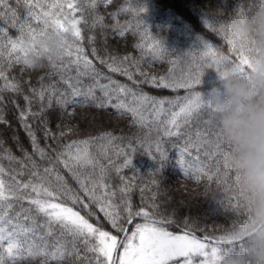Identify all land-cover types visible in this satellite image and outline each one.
<instances>
[{
    "label": "snow or ice",
    "instance_id": "1",
    "mask_svg": "<svg viewBox=\"0 0 264 264\" xmlns=\"http://www.w3.org/2000/svg\"><path fill=\"white\" fill-rule=\"evenodd\" d=\"M102 2L108 4L110 0H102ZM17 3L19 4V0ZM96 4L97 0H92L89 7L95 9ZM0 6L6 9V11H0V20L7 22L11 18L10 26L17 28L20 32V35L13 39L8 35V28L0 26V57H7L8 68L12 67L13 59L16 64L22 63L28 68H35L33 57L39 53L37 41L40 36L52 32L72 37L71 42L69 40L62 42L61 63L50 64L60 76V82L66 87L61 90L55 83L44 85L43 77H41V87L39 89L33 87L30 89L31 96H24L26 107L19 111L18 119L31 141L32 153L24 150L22 145H19L23 153L20 158L14 156L8 149L0 153V159H7L10 163L20 166L6 181L3 178L6 169L3 164H0V213H2L0 215V247L4 243L7 244L8 256L13 264L17 259L30 258L33 248L39 251L40 264H49L50 260L57 259L55 254L48 252L49 245L45 237L36 235L35 228L17 222L12 224L9 230L6 225L11 221L7 217L8 210L13 207V201H27L30 208L26 211H34L44 216L49 223L59 225L62 234L71 237L66 244H58L57 250L67 249L70 246L71 251H67L66 254L69 257L74 255L79 259L81 249L78 245H82L86 254L83 257L85 264H117V262L118 264H195L197 258H199V264H218L221 258L220 253L224 250L223 245H229L236 239L235 232L230 231L218 237H199L196 235L195 222H190L188 217L184 218L180 232L169 231L170 225L175 224L176 227H181L176 222L174 212L169 213L167 217L163 215L157 217L158 205L152 202L147 207L143 206L145 203L143 197L142 206L134 209L131 197L132 185L122 176L120 177L121 186L118 188L119 203H117V191L112 190V185L109 183L110 170L119 175L122 169L131 166L132 159L125 158L123 163L118 164L110 158L108 148L101 143V155L107 161L105 164L90 150V146L97 145L98 142H106L107 145L112 146V154L116 157H127L125 149L115 145V142L122 140L123 137L105 132L97 137L75 139L55 146L46 143L44 147H41L36 131L29 120L31 118L33 121H39L43 126L46 141H57L73 130L66 128L57 134L48 127V120L44 117L46 107L51 108L53 100L62 109L79 103L92 104L97 108L111 107L117 113L130 114L133 125L148 130L145 133L148 154L159 165L155 171L160 172L161 162L167 157V150L163 146L165 138L177 140L182 138L183 148L173 145L179 150L178 163L182 173L189 178H194L197 182L202 176H206L211 182L214 176L218 177L221 173L220 164L225 152L218 133H215L217 142L212 153V157L216 160V171L209 173L203 165L194 168L185 160V156L190 155L191 150L196 151L197 160H199V153L205 147L206 141L201 132L186 133L184 129H191L193 123L199 118V110L203 105L200 94L192 91L193 86L201 82L200 69L205 64L209 68L215 66L217 72L223 75L221 66L228 62V58L221 56L211 44L201 39L200 43L205 50L201 57L203 63L197 66L194 74L176 79L171 75V70L161 75L144 70L141 61L145 46L142 43L135 45L142 53L140 59L131 55L100 57L96 48L93 47L92 55L99 60L100 64L105 65L109 72L125 76L134 85L132 87L105 75L85 53L81 43L84 37L80 25L86 23V20L80 0H51V2L24 0L26 14L20 19L17 18V10L9 7L8 0H0ZM136 11L141 14L145 9L140 7ZM111 15L115 19L116 13ZM237 15L244 14L239 12ZM30 21H35L41 26L39 31ZM98 24L101 28L108 27L103 23L101 16L95 17L91 27L95 28ZM205 25L212 27L208 20H205ZM144 26L143 21H138V28ZM111 27L119 37H125V31L121 30L123 26L117 23ZM215 30L213 28V31ZM219 32L226 38L230 51L237 54L238 62H233V70L243 72L250 65L243 46L236 45L224 25L220 26ZM147 34L148 29L145 27L143 35ZM93 40L94 37H88L90 44ZM147 47L151 50L153 60L160 58L166 51L161 41H155ZM13 54H15L14 57ZM65 60L67 63H64ZM73 65L76 68V75L65 76L64 73ZM83 77L90 78L92 83L83 85ZM102 79L107 83H101ZM0 80L4 81L0 86V92L21 91L20 84L15 82L14 78L10 79L7 76L2 62H0ZM143 85L170 91L183 89L187 90L188 94L183 98L177 97L172 100L167 97L149 95L143 91ZM97 89L101 93L100 96L96 95ZM45 99H47L46 106ZM34 100H39L41 104L39 111L32 110L31 105ZM2 102L3 96L0 95V103ZM0 123H7L2 109H0ZM153 132L156 137L155 156L151 151ZM2 145L3 142L0 141V148ZM132 150L135 151L134 148ZM205 155L208 154L205 153ZM34 156H38L47 166L41 168V164L34 159ZM185 164L188 166L185 167ZM58 165L70 173L78 188L73 189L69 186L65 177L60 174ZM229 172L227 165H223V176L227 177ZM25 174L29 177L27 181L17 179L18 176ZM217 182H220L219 179ZM141 191L143 192V189ZM154 200L155 197H153ZM238 206L233 205L234 208ZM98 213H102L103 221L110 225L111 230L104 228ZM137 218H141L143 222H136ZM29 219H31L30 216H24L25 221ZM92 219H95L97 223L91 222ZM14 250L17 255H13ZM24 251L27 252L26 255H19ZM64 255L65 252H61L60 258L63 259ZM0 264H5L3 258H0Z\"/></svg>",
    "mask_w": 264,
    "mask_h": 264
},
{
    "label": "trees",
    "instance_id": "2",
    "mask_svg": "<svg viewBox=\"0 0 264 264\" xmlns=\"http://www.w3.org/2000/svg\"><path fill=\"white\" fill-rule=\"evenodd\" d=\"M46 2H51V0H46ZM91 2L92 0H80L84 8V19L86 20V23L80 25L84 37L81 43L85 53L105 75L132 87L134 85L125 76L109 72L105 65H101L99 60L92 55V48H96L100 57L131 55L136 59H140L142 53L135 45L142 43L145 46L144 56L141 61L144 70L151 71L156 75L166 74L171 70V75L176 79H180L189 74H194L197 66L203 63L201 57L205 50L202 43H200L201 39L211 44L213 49L221 56H229L230 60L232 59L230 54L236 56L235 52L230 51V46L224 35L219 32L221 25L227 28L228 35L235 41L237 46L242 45L244 48L245 45L247 47L250 44L248 42L249 38L240 40L231 35V25L236 18L241 20L251 19L253 24H255L253 18L256 13L264 9L262 7L264 0H110L108 4L103 3L102 0H97L95 9L89 7ZM8 5L10 8L17 10L18 19L23 18L26 14L24 0H19V4L17 0H8ZM140 7L145 9L141 14L136 11ZM0 11H6V9L0 6ZM239 12L244 15H237ZM112 13H116L115 19H113ZM96 16L103 17V23L108 27L101 28L98 24L95 28H92L91 25ZM205 20H208L212 27H207ZM138 21H143L145 26L138 28ZM30 22L39 31L41 26L37 25L35 21ZM11 23V18L7 22L0 20V26L7 27L8 35L15 39L20 35V32L17 28H12L10 26ZM117 23L123 26L121 30L126 33L123 38L119 37L111 27ZM145 27L148 29L147 35H143ZM213 28L216 30L213 31ZM89 36L94 37L91 44L88 42ZM71 40L72 37L69 41L71 42ZM155 41H161L166 51L160 58L153 60L151 50L147 45ZM0 62L4 64L7 76L10 79L14 78V81L18 82L21 87V91L18 93L9 90L0 92V95L3 96L0 109H2L7 121V123H0V141L3 142L0 153L4 149H8L14 156L20 158L23 153L19 145H22L24 150L32 153L31 141L18 119L19 111L26 107L24 96H31L30 89L33 87L37 89L41 87V77H43L44 85L55 83L61 90L66 85L60 82V76L56 74V70L48 64L47 60L44 61L45 66L41 68H28L22 63L16 64L14 59L12 67L8 68L7 57H0ZM57 63L59 64L61 61ZM64 63H67V60ZM200 71L202 73L201 82L198 85H194L192 91L200 94L203 105L199 110V118L193 123L191 129H184V131L186 133L188 131L193 133L201 132L206 144L199 153V160H197L195 150H191V154L186 155L185 160L188 164H192L194 168L203 165L206 171L214 173L216 171V160L212 157V153L217 142L215 133H218L225 152L220 164L221 173L218 177L214 176L211 182L207 180L206 176H202L197 182L194 178H189L182 173L178 163L179 150L173 147V145H178L183 148L184 141L182 138L179 140L176 138H165L163 146L167 150V157L161 162L160 172L155 171L159 165L148 154V141L145 140V133L148 130L138 125H133L130 114L117 113L111 107L97 108L92 104L79 103L69 105L67 109H62L53 100L52 107H46L44 117L48 120V127L57 134L66 128L73 130L57 141L45 140L43 126L39 121H33L30 118L29 122L32 123L36 131L41 147H44L46 143L55 146L75 139L97 137L105 132H111L114 136L123 137L122 140H117L115 145L124 148L127 157H116L112 154V146L107 145L106 142H98L97 145L90 146V150L105 164L107 161L101 155V143L108 148L110 158L118 164L123 163L125 158L132 159L131 166L122 169L119 175L110 170L111 179L109 183L112 185V190L117 191V203H119L118 188L121 186L120 177L122 176L126 182L132 185L131 197L134 209L142 206V197L145 202L143 206L145 207L149 203L155 202L159 207L157 217L161 215L167 217L169 213L174 212L176 222L181 227L178 228L175 224L170 225L173 229L181 230L184 218L188 217L190 222H195L197 226L196 234L198 235L204 234L205 236L214 237L227 234L230 231L236 233L240 229L245 232L251 222V204L241 187L236 169L229 162V155L234 151V146L226 139L224 129L220 123L221 106L224 109H230L234 101L229 102L226 100L223 103L228 97L226 95L218 98V88L220 89L221 81L223 80L216 79L215 71L217 70L214 66L209 68L205 64ZM64 75L74 77L76 75L75 66H71ZM136 78L139 79V77ZM82 81L85 86L92 83V80L88 77H83ZM239 82L250 86L248 81L239 80ZM3 83L4 81L0 80V86ZM101 83H107V81L102 79ZM142 87L143 91L149 95L167 97L172 100L177 97L183 98L188 94L187 90L183 89L170 91L153 89L148 85H143ZM96 95H101L98 89ZM44 105H47V99H45ZM31 107L33 111H39L41 107L39 100H34ZM155 138V132H153V146L151 149L153 156L156 155ZM129 143H131V147H129ZM133 148L135 151L132 150ZM205 153L208 155H205ZM34 159L41 164V168L47 166L46 163L40 161L38 156H34ZM0 164H3L6 169V174L3 177L6 181L20 167L19 164L10 163L7 159H0ZM188 164H185V167ZM223 165H227L230 169L227 177L223 176ZM57 167L69 186L73 189L78 188L70 173L62 166L58 165ZM17 179L27 181L29 177L25 174L18 176ZM217 179H219V183ZM141 189H143V192ZM153 197H155L154 201ZM233 205L239 206L234 208ZM29 208L30 205L27 201H13V207L8 210L7 217L11 221V223L6 225L9 230L12 224L17 222L35 228L36 235L45 237V241L49 245L48 252L55 254L57 257L55 260H50L49 264H85L83 257L86 254L82 245H78L81 249V258L79 259L74 255L69 257L66 254L67 251H71L70 246L67 249L61 248L57 250L58 244H66L71 237L62 234L59 225L49 223L44 216L38 215L34 211H26ZM17 214L20 215L18 216ZM26 215L30 216L31 219L25 221L24 216ZM98 215L101 217L104 228L111 230L110 225L103 221L102 213H98ZM91 222L97 223L95 219H92ZM61 252H65L63 259L60 258ZM243 253H245L244 250L241 251V254ZM26 254V251L19 253V255ZM13 255H17L15 250ZM0 258L4 259L5 264H13V261L9 259L6 243L0 247ZM14 264H33V262L31 258L17 259ZM35 264H40L39 258L35 261Z\"/></svg>",
    "mask_w": 264,
    "mask_h": 264
},
{
    "label": "clouds",
    "instance_id": "3",
    "mask_svg": "<svg viewBox=\"0 0 264 264\" xmlns=\"http://www.w3.org/2000/svg\"><path fill=\"white\" fill-rule=\"evenodd\" d=\"M252 20L236 18L230 34L254 42L250 59L252 85L236 81L231 75L223 81L224 90L234 104L230 109H220V123L225 137L234 146L229 162L236 169L241 187L251 204V222L245 229L247 250L227 259L224 264H264V9ZM70 35L49 32L37 41L38 55L33 57L35 68L57 63L63 57L64 40ZM39 251L31 250L33 264Z\"/></svg>",
    "mask_w": 264,
    "mask_h": 264
},
{
    "label": "rangeland",
    "instance_id": "4",
    "mask_svg": "<svg viewBox=\"0 0 264 264\" xmlns=\"http://www.w3.org/2000/svg\"><path fill=\"white\" fill-rule=\"evenodd\" d=\"M250 42V41H248ZM254 44L250 43L247 47L244 45V51L247 55V57L249 58V60L251 59L252 53H253V49H254ZM230 56L232 57V59L230 60L229 56H226L228 58V62H226L224 65L221 66V72H223V75H221L220 73L216 72V79L218 80H225V78H227L228 76H232L236 81L239 82V80L241 81H248V83H250V87L253 86L252 85V76L250 75V71H251V65H249L248 67L245 68V70L243 72L240 71H234L233 70V66L234 63L233 62H238L237 60V54L236 56H233V54H230ZM214 68L216 69V67L214 66ZM223 81H221L222 85L220 86V89L218 88V98H221L223 95L228 96L227 99H225L224 102L229 101V102H233V98L230 96L229 93H227L224 90L223 87ZM136 222H143L142 219H137ZM131 230V229H129ZM168 230L172 231L174 233H178L181 230H177L176 228L173 229V227L168 226ZM245 232H243L242 229H240L238 232H236V237H240L244 234ZM199 237L205 236L204 234H196ZM225 235V234H224ZM209 237V236H208ZM214 237H218V236H214ZM239 242V243H238ZM238 242H232L229 245H223L224 250L220 253V260L218 261V264H224V262L237 255L238 253L241 254V251L244 250V252H246L247 250V246H248V241L246 239V237ZM118 264V262H117ZM195 264H199V258L196 259Z\"/></svg>",
    "mask_w": 264,
    "mask_h": 264
},
{
    "label": "water",
    "instance_id": "5",
    "mask_svg": "<svg viewBox=\"0 0 264 264\" xmlns=\"http://www.w3.org/2000/svg\"><path fill=\"white\" fill-rule=\"evenodd\" d=\"M137 219H141V218H137ZM244 238H245V235L243 234V235L240 236V237H236V239L233 240V242H238V241H240V240H242V239H244Z\"/></svg>",
    "mask_w": 264,
    "mask_h": 264
}]
</instances>
